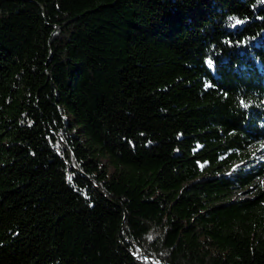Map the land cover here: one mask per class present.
Wrapping results in <instances>:
<instances>
[{
	"label": "trees",
	"instance_id": "1",
	"mask_svg": "<svg viewBox=\"0 0 264 264\" xmlns=\"http://www.w3.org/2000/svg\"><path fill=\"white\" fill-rule=\"evenodd\" d=\"M151 261L264 264V0H0V264Z\"/></svg>",
	"mask_w": 264,
	"mask_h": 264
},
{
	"label": "water",
	"instance_id": "2",
	"mask_svg": "<svg viewBox=\"0 0 264 264\" xmlns=\"http://www.w3.org/2000/svg\"><path fill=\"white\" fill-rule=\"evenodd\" d=\"M146 259H148V258H146ZM151 262H152V264H161L160 262H156V261H151Z\"/></svg>",
	"mask_w": 264,
	"mask_h": 264
},
{
	"label": "rangeland",
	"instance_id": "3",
	"mask_svg": "<svg viewBox=\"0 0 264 264\" xmlns=\"http://www.w3.org/2000/svg\"><path fill=\"white\" fill-rule=\"evenodd\" d=\"M237 195L239 196V194H237ZM240 195H242V196L244 195V196H245V193H244V192H242V193H240Z\"/></svg>",
	"mask_w": 264,
	"mask_h": 264
},
{
	"label": "snow or ice",
	"instance_id": "4",
	"mask_svg": "<svg viewBox=\"0 0 264 264\" xmlns=\"http://www.w3.org/2000/svg\"><path fill=\"white\" fill-rule=\"evenodd\" d=\"M239 23V22H238ZM211 67V64L209 65Z\"/></svg>",
	"mask_w": 264,
	"mask_h": 264
}]
</instances>
